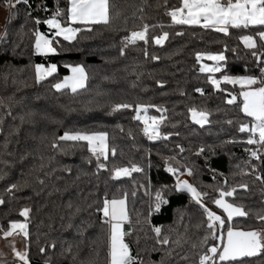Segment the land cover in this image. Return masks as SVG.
<instances>
[{
	"label": "trees",
	"instance_id": "16d2710c",
	"mask_svg": "<svg viewBox=\"0 0 264 264\" xmlns=\"http://www.w3.org/2000/svg\"><path fill=\"white\" fill-rule=\"evenodd\" d=\"M110 2V24L85 25L71 23L70 0H13L0 35V233L13 222L27 224L29 264H110V225L98 210L104 199L126 200L124 241L134 264H199L221 234L222 250L229 227L264 233V221L258 219L264 215V147L248 145L249 133L239 131L252 122L241 110L245 87L223 81L225 75L264 78V41L258 36L264 26L230 27L225 35L202 25L174 24L168 13L182 7V0ZM53 17L64 27L79 29L75 38L57 36L45 23ZM144 25L147 42L125 48V38ZM165 32L168 39L157 45L155 38ZM37 33L53 42L55 53L36 51ZM244 36L253 37L257 48L246 47ZM221 53L226 59L220 72L201 71L197 54ZM37 65H56L57 70L37 82ZM77 65L86 70L85 87L75 93L56 91L53 85ZM211 79L221 80L219 88ZM233 96L236 101L228 104ZM118 104L132 107L113 111ZM137 106L147 107L152 117H164L161 138L151 141L141 132L145 126L135 119ZM192 108L207 111L210 122L203 127L194 123ZM65 132L106 133L108 159L99 162L107 169L97 168L87 142L58 140ZM133 165L142 171L113 178L115 168ZM169 165L179 171L168 172ZM188 169L192 185L208 193L203 203L225 219L223 228L209 229L200 205L189 193L175 191L178 176ZM245 184L247 190L241 189ZM234 188L227 202L243 206L249 216L228 221L213 201L220 191ZM158 191L168 203L156 212ZM25 208L27 217L20 215ZM155 227L162 229L161 237ZM162 237L169 243H159ZM0 264L23 262L15 258ZM216 264H264V254L217 259Z\"/></svg>",
	"mask_w": 264,
	"mask_h": 264
},
{
	"label": "snow or ice",
	"instance_id": "6c2138e0",
	"mask_svg": "<svg viewBox=\"0 0 264 264\" xmlns=\"http://www.w3.org/2000/svg\"><path fill=\"white\" fill-rule=\"evenodd\" d=\"M15 3L27 4L28 0H15ZM71 6L68 9L69 19L71 23H80L85 25L91 24H104L108 25L111 22V8L112 4L110 0H70ZM174 24H186V25H202L204 28H214L218 32H222L225 35L229 33V28H247L250 25L264 26V0H182V7L176 8L168 13ZM61 12L58 9L56 16H60ZM39 23V20H37ZM51 28L57 29L56 35L63 36L65 40L74 39L79 29L72 27H62L59 20L55 17L45 21ZM91 30V29H89ZM148 26L144 25L140 31H132L130 36L125 38V48L128 45H135L138 41L147 42L148 40ZM259 39L264 41V31L258 33ZM168 39V33L165 32L162 36L155 38L157 45H162L165 40ZM243 42L249 49H256V40L251 36H244ZM52 41L46 39L43 35L36 34L35 49L38 53H55L56 49L52 47ZM125 48L121 49L120 54L124 55ZM253 56H258V53L253 51ZM205 58V54H197V60ZM208 60L214 61L215 65L208 67L207 65L201 67V71H207L210 73H216L221 71V62L225 61L226 57L221 54H207ZM158 59V57H154ZM56 66L52 65L48 68H44L41 65L36 66L37 82L44 80L47 76H51L56 72ZM73 75L65 77L62 82L53 85L56 91L70 88L73 93L77 92L78 89L85 87V81L87 75L83 67L77 66L71 69ZM264 73V68L261 69ZM225 83L240 84L246 86L248 90L243 91V106L242 112L250 117L252 120L251 125L242 124L239 127L241 133H249L248 139L245 141L248 145H260L264 147V78L257 79L254 77L244 78H232L227 75L223 77ZM211 83L219 88L220 81L217 79H211ZM260 84L259 87H252ZM197 91H201L197 89ZM236 101V97L233 96L227 101L228 104H233ZM129 104H118L115 106L113 111H119L121 109L131 108ZM147 108L144 106H137L135 116L136 120H141V112H146ZM161 111V109H157ZM194 123L199 124L203 127L208 124L209 113L205 110H197L192 108L189 110ZM164 117L157 119L151 117V124L147 120H144L145 128L144 132L148 135L150 140H156L161 138L159 132V125L163 123ZM229 123H232L229 121ZM151 133V134H150ZM167 139V136L163 137ZM60 141L67 142H87L88 150L93 157L97 160L98 169H107L105 163L99 162L101 157L104 160L108 159L109 147L107 143L106 133H75L71 134L65 132L62 136L58 137ZM74 145H70L72 147ZM52 147H59L58 144L53 143ZM183 151V148H181ZM204 149L201 148L200 152ZM111 154L115 155V149H111ZM251 155L256 159H259L257 151H252ZM91 162V161H89ZM142 169L133 165L130 169L127 167L115 168L113 170V178L119 179L121 177L130 176L132 172H140ZM167 171L176 174L179 170L177 168L168 166ZM187 175H193L191 169H188ZM257 179H261L257 177ZM264 182V181H262ZM17 185H12V188H16ZM241 188L247 190V185H240ZM11 191V189H9ZM175 191L187 192L191 195V199L200 205L206 214L209 229H215L217 227L223 228L225 225V219L217 215L206 207L203 203L208 193L198 191L188 180L177 179L175 185ZM236 189L231 191H220L219 199H215L213 203L220 209H223L224 213L227 214V220L232 221L234 217H247L249 212L245 211L243 206L236 205L234 203L227 202L225 197H233ZM156 203L154 210L159 212L161 206L168 203V200L164 198L162 192L158 191L155 197ZM4 200L0 199V204H3ZM102 211L103 216L107 218L104 222L110 225V264H134L135 258L131 255L129 246L124 242V236L128 233L122 231L123 222L128 220V213L126 210L125 199H104L103 207L98 209ZM29 209L25 208L20 213L21 216L27 217ZM79 211V209H77ZM258 219L264 221V215H258ZM26 223L13 222L10 224V230L3 232L5 238L11 237L14 234H22L28 236ZM157 237H161L162 229L155 227L153 229ZM159 243L168 244L169 240L167 237H162ZM44 249H41L43 252ZM211 255L205 254L200 257L199 264H216L217 259L220 262H229L241 260L245 257H257L264 254V233L259 231H239L233 230L231 227L227 229L226 243L223 245L222 250L213 246L208 249ZM15 255L19 258L23 264H29L28 256L26 252L17 251Z\"/></svg>",
	"mask_w": 264,
	"mask_h": 264
},
{
	"label": "rangeland",
	"instance_id": "374dc122",
	"mask_svg": "<svg viewBox=\"0 0 264 264\" xmlns=\"http://www.w3.org/2000/svg\"><path fill=\"white\" fill-rule=\"evenodd\" d=\"M3 2V1H2ZM12 3H13V0H9V3H8V8H7V10L10 12V7H11V5H12ZM1 10H2V8H1ZM10 15V14H9ZM5 17V15H4V12L3 13H0V19H3ZM8 22V21H7ZM60 22V21H59ZM6 25H7V23H6ZM62 26V25H61ZM62 27H64V26H62ZM68 27H72V26H68ZM73 28V27H72ZM5 29V28H4ZM56 30V32H57V29H55ZM4 31V30H3ZM39 34H41V35H43L46 39H49L47 36H45L44 34H42V33H39ZM63 37V36H62ZM50 40V39H49ZM70 40H72V39H70ZM52 47H53V45H52ZM39 54H50V53H39ZM206 55L207 54H205V58H203V59H201V67L202 66H205V65H207L208 67H212V66H214L215 65V62L214 61H211V60H208L207 58H206ZM214 55V54H213ZM42 66V65H41ZM52 66V65H51ZM56 66V65H55ZM78 66V65H77ZM77 66H75V67H77ZM44 68H48L47 66H43ZM50 67V66H49ZM80 67H83V66H81L80 65ZM56 68H57V66H56ZM73 68V67H72ZM84 68V67H83ZM84 70H85V68H84ZM203 72H207V71H203ZM85 73H86V70H85ZM207 73H210V72H207ZM73 75V73L71 72V74L69 75V76H67V77H70V76H72ZM232 78H239V77H232ZM63 81V80H62ZM61 81V82H62ZM220 83H221V80H220ZM85 84H86V81H85ZM245 88L244 89H246V90H248L247 89V87L246 86H244ZM70 89V88H69ZM245 90V91H246ZM145 107V106H144ZM145 108H147V107H145ZM140 115L142 116V119H141V121L143 122V124H144V126H146L145 125V123H144V120H147L148 121V123L149 124H151V117L152 116H150L148 113H147V111L146 112H141L140 113ZM157 119H160V118H158V117H156ZM251 123L252 122H250L249 123V125H251ZM151 134V133H150ZM178 178L180 179V180H188L191 184H192V182H191V176H188L187 175V171L186 172H184V173H182V174H180L179 176H178ZM177 178V179H178ZM207 208L208 209H210L211 211H213L214 213H216L217 215H219V216H221L222 218H223V216L219 213V212H217L216 210H214L211 206H207ZM224 219V218H223ZM17 223H25V222H17ZM122 231L124 232V229H123V227H122ZM222 237H223V234H221V236H220V240H219V243L217 244V245H214L215 247H217L218 249H220V247H221V245H222ZM26 238L27 237H25V236H23L22 234H19V235H17V234H14L13 236H11V237H8V238H5L4 237V235H3V233H0V262H5V261H7V260H9V259H15V258H17L18 260H19V258L15 255V253L17 252V251H19V252H26ZM125 242V241H124ZM126 243V242H125ZM213 247V246H212ZM207 253H210V252H207ZM207 253H205V254H207ZM204 254V255H205Z\"/></svg>",
	"mask_w": 264,
	"mask_h": 264
},
{
	"label": "crops",
	"instance_id": "0c3cea01",
	"mask_svg": "<svg viewBox=\"0 0 264 264\" xmlns=\"http://www.w3.org/2000/svg\"><path fill=\"white\" fill-rule=\"evenodd\" d=\"M8 3H9V0H0V13L4 12V15H5V17L3 19H0V35L3 33V30H4L5 26H6V23L9 20L10 12L7 10L8 6H9ZM70 6H71V4H70ZM1 8H2V10H1ZM78 66H80V65H78ZM72 67H75V66H72ZM72 67H71V69H72ZM71 72L72 71H70V74H71ZM126 210H127V204H126ZM127 213H128V211H127ZM128 223H129V214H128V220L123 222V225H122V227L124 229V232L126 231V226H127Z\"/></svg>",
	"mask_w": 264,
	"mask_h": 264
},
{
	"label": "water",
	"instance_id": "95a60500",
	"mask_svg": "<svg viewBox=\"0 0 264 264\" xmlns=\"http://www.w3.org/2000/svg\"><path fill=\"white\" fill-rule=\"evenodd\" d=\"M156 140H157V139H156ZM156 140H151V141H156ZM241 189H243V188H241ZM225 200H226V198H225ZM226 201H227V200H226ZM217 207H218V206H217ZM218 208H219V207H218ZM219 209H220V208H219ZM221 210L223 211V209H221ZM223 212H224V211H223ZM225 214H226V213H225ZM226 216H227V214H226ZM234 218H236V217H234ZM234 218H233V219H234ZM233 219H232V220H233ZM225 243H226V238H225L224 244H225Z\"/></svg>",
	"mask_w": 264,
	"mask_h": 264
},
{
	"label": "built area",
	"instance_id": "2783aa9c",
	"mask_svg": "<svg viewBox=\"0 0 264 264\" xmlns=\"http://www.w3.org/2000/svg\"><path fill=\"white\" fill-rule=\"evenodd\" d=\"M262 68H264V65H263V67ZM263 75H264V73H262ZM141 132H144V130H142ZM208 255H211V253H207ZM210 264H211V262H210Z\"/></svg>",
	"mask_w": 264,
	"mask_h": 264
}]
</instances>
